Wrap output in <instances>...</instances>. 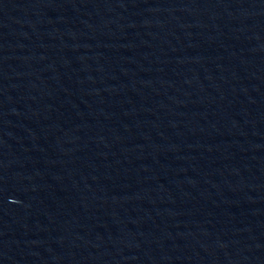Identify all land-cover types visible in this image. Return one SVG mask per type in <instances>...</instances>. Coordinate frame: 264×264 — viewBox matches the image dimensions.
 Masks as SVG:
<instances>
[{
  "label": "water",
  "instance_id": "obj_1",
  "mask_svg": "<svg viewBox=\"0 0 264 264\" xmlns=\"http://www.w3.org/2000/svg\"><path fill=\"white\" fill-rule=\"evenodd\" d=\"M0 264H264V0H0Z\"/></svg>",
  "mask_w": 264,
  "mask_h": 264
}]
</instances>
